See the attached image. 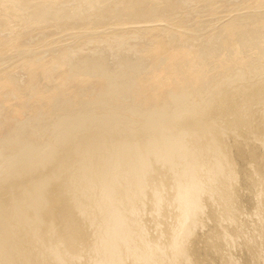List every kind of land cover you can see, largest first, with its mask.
Returning a JSON list of instances; mask_svg holds the SVG:
<instances>
[{
    "label": "bare ground",
    "instance_id": "obj_1",
    "mask_svg": "<svg viewBox=\"0 0 264 264\" xmlns=\"http://www.w3.org/2000/svg\"><path fill=\"white\" fill-rule=\"evenodd\" d=\"M36 13L37 19L48 18L43 10ZM157 52L148 82L136 74L145 63L126 58L119 60L117 73L101 62H78L68 55L26 66L33 99L16 104L17 117L26 113V123L20 129L14 120L0 135L5 144L0 154V264H187L188 244L204 227L206 205L221 204V217L237 224L228 146L220 125L205 117L215 96L198 104L187 102L184 94L167 93L161 80L178 73L187 53L163 46ZM62 67L57 88L37 90L36 70L49 80ZM179 79L199 83L193 72ZM263 88L246 97L230 125L248 124L249 99L262 103L264 111ZM7 89L13 97L20 95L0 78V93ZM162 96L173 108L156 106L137 122L117 112H98L128 98L141 105ZM59 109L62 115L50 124L52 139L35 143ZM254 173L264 181L258 167ZM53 182L62 201L45 212ZM260 206L254 214L263 220ZM147 213L154 235L148 232ZM81 222L89 228L85 248ZM258 235L264 238V231ZM221 238L226 247L234 246L226 228ZM228 264L238 262L231 258Z\"/></svg>",
    "mask_w": 264,
    "mask_h": 264
},
{
    "label": "rangeland",
    "instance_id": "obj_2",
    "mask_svg": "<svg viewBox=\"0 0 264 264\" xmlns=\"http://www.w3.org/2000/svg\"><path fill=\"white\" fill-rule=\"evenodd\" d=\"M20 1L0 0V78L20 92L18 97H13L11 89L0 93V135L14 120L20 129L26 123V113L17 117L16 104L21 98L26 103L33 99L31 76L26 70L29 64L49 63L59 55H68L78 62L83 58L94 64L101 62L117 73L119 60L126 58L132 63H145L136 74L148 82L152 79V60L159 56L158 46L169 52H186L178 73H167L162 86L167 93L184 94L189 103L201 104L215 96L205 117L220 125L228 146L236 176L232 185L237 194L234 215L238 221L232 225L223 219L221 204L206 205L201 217L204 227L188 244L187 264H228L231 258L238 264H264V238L258 235L261 229L264 231V218L254 214L260 203L264 205V181L254 173L257 167L264 173V143L259 140L264 141L262 103L247 100L248 124H229L246 97L252 98L251 92L256 94L264 87V0ZM39 10L46 13V20L34 17ZM185 71L197 73L199 83L180 81ZM33 76L37 90L47 92L59 86L64 67L55 68L49 80L44 79L42 69ZM156 106L169 111L173 103L166 96L151 97L141 105L128 98L119 106L103 107L98 112H117L137 122ZM76 110L78 107L65 115ZM62 113L60 109L52 112L35 143L52 139L50 124ZM3 147L0 141V154ZM50 191L45 212L53 211L62 201L54 182ZM260 208L262 213L264 206ZM146 218L148 232L154 235L153 219L148 213ZM80 225L85 248L89 228L85 222ZM225 228L233 236V247H226L221 238Z\"/></svg>",
    "mask_w": 264,
    "mask_h": 264
}]
</instances>
